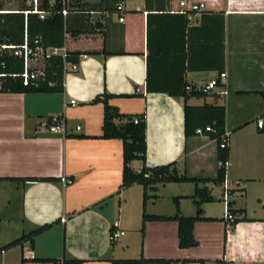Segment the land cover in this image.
<instances>
[{
  "label": "crops",
  "instance_id": "1",
  "mask_svg": "<svg viewBox=\"0 0 264 264\" xmlns=\"http://www.w3.org/2000/svg\"><path fill=\"white\" fill-rule=\"evenodd\" d=\"M180 1L122 0L119 23L113 0H71L70 13L62 15L69 26L100 27L103 36L66 38V52L85 58L76 70L66 66L63 93H0V250L50 226L2 251L0 264H264V0H185L205 5L191 21ZM103 45L107 55H87ZM221 73L227 77L219 87L186 102L225 108L230 136L219 184L217 141L186 137L184 98L169 94L187 86L198 92ZM104 94L120 114H144L146 167L176 163L179 176L209 182L158 184L146 191V202L141 185L121 189L122 142L101 138L104 106L93 102ZM54 118L63 121L64 133L49 131ZM142 165L134 161L131 168L139 172ZM211 183L220 190L213 192ZM181 185L192 188H176ZM196 188L211 201L195 196ZM175 198L183 217L195 216L197 201L208 219L193 226L194 248H179L174 221H149L142 231L144 213L174 216ZM113 232L123 235L111 242Z\"/></svg>",
  "mask_w": 264,
  "mask_h": 264
},
{
  "label": "trees",
  "instance_id": "2",
  "mask_svg": "<svg viewBox=\"0 0 264 264\" xmlns=\"http://www.w3.org/2000/svg\"><path fill=\"white\" fill-rule=\"evenodd\" d=\"M0 10L3 8L2 0H0ZM20 1V8L15 13L0 14V43L19 45L23 42L24 31H26L28 40L40 39L45 47H62L66 41L70 42V38L76 39L80 36L87 35H102L103 33L97 27L96 30H88L82 28H72L69 26L68 19L62 16V10L64 5L61 0H37L36 9L39 12L47 13L46 18L39 19L36 14L28 13L26 16L23 12L32 11V6H26L25 0ZM122 0H113V3L120 2ZM69 0L66 5L67 11L70 13ZM98 29V30H97ZM67 42V44H68ZM71 48V46L69 47ZM87 55L97 56L105 54V45H103L100 51L86 52ZM81 55L79 51H68V57L66 59L69 63H78V57ZM6 66L1 69L0 73L5 76L0 77V93H63V76H64V64L61 58H53L45 67L44 77L37 79L34 82L23 84L22 78L19 76L13 77L12 75H18L22 72V62L18 59L5 57ZM1 61V60H0ZM147 60V72L149 69ZM203 92H186L183 87L181 91L171 92L169 95L183 96L185 101L184 106V132L185 136H195L197 129L205 130L206 127L211 128V132H204L211 139L216 140L218 143V160L220 167L218 169L217 178L215 182L222 184L225 177V164L228 159V143H222V137L225 133V108L222 106H213L205 104L199 107L188 106L186 104L190 97H200L205 95ZM264 95V93H263ZM109 95L104 94L102 97L96 98L93 102H101L104 106L103 113V126L102 137L103 139H117L122 142V183L121 189H126L134 184L141 185L144 189V202L148 198L146 191L148 189L153 190L158 184L166 183H207L209 180L191 179L185 176H179L176 170V163H171L162 167L148 168L145 165L146 161V124L144 114L140 116H130L120 114L119 111L108 104ZM137 118V123H134V119ZM264 118V115H263ZM116 120H124L125 122L116 124ZM264 133V127L261 130ZM134 161L142 162V168L139 172H135L131 168V163ZM195 196L203 199V201H211L210 195L206 189L195 190ZM176 213L174 216H153L143 214L142 217V231L146 222L156 221H174L178 225V246L181 249H190L197 246V241L193 235V226L197 221L208 220L202 218V211L200 205L195 201L196 213L193 217H183L178 208V198L174 199ZM229 206V204H227ZM228 211L231 213L229 207ZM50 226L41 227L27 235L21 236L19 239L13 241L9 245L3 247L0 250L5 251L12 247L20 246L23 242L29 240L33 241L34 237L39 233L45 231ZM35 262H51L53 264H80L79 260H32ZM164 263L169 262L162 261H149V260H117L113 261V264H147V263ZM184 264V262H182Z\"/></svg>",
  "mask_w": 264,
  "mask_h": 264
},
{
  "label": "built area",
  "instance_id": "3",
  "mask_svg": "<svg viewBox=\"0 0 264 264\" xmlns=\"http://www.w3.org/2000/svg\"><path fill=\"white\" fill-rule=\"evenodd\" d=\"M5 0H2V3ZM64 9L62 10V15L66 16L68 11L66 8V5L68 4L69 0H61ZM1 2V1H0ZM28 4H32L34 6L32 11H25L23 12L26 16L28 13L36 14L39 16V19L43 20L46 18L47 13L39 12L36 9L37 0H26ZM179 8L181 12L185 13L187 16V19L191 21L195 14L200 13L202 10L205 9V5L203 3H190L185 0L179 2ZM124 6L122 4H117L115 7V13L118 16V22L123 23L124 18L121 16L123 13ZM15 11L12 10H6L2 9L0 10V14L5 13H12ZM17 12V11H16ZM10 57L14 59H18L22 62V72L18 75H12L13 77L19 76L22 78L23 84L27 85L28 83L34 82L39 78L44 77L45 74V67L46 64L52 60L53 58H61L64 64V70H66V66H69L70 70H76L77 64L75 63H69L66 61L68 57V53L66 52L64 47H45L40 39H34L32 41L28 40L27 33L24 32L23 35V42L19 45H13V44H6V43H0V68L3 69L6 66L5 60L3 58ZM85 58V55L79 56V58ZM5 76V74L0 73V77ZM227 75L226 73H221L219 76H214L209 80V82L199 89V92L203 93H209L213 90H215L217 87H219L218 80L226 79ZM194 91L192 87L187 86L186 92ZM221 94L226 95V90H223ZM138 119H134V123H137ZM49 131L51 133L60 134L64 133V126L63 121L59 118H54L53 124L50 126ZM204 132H211L210 127H206L205 130L203 129H197L195 131V134L198 136H201L204 134ZM230 136L229 132H225L222 137V143L226 144L228 143V138ZM226 166V164H225ZM61 182L64 185L71 184V180L67 178H62ZM229 189L226 185H224V200L228 197ZM226 202V201H225ZM225 217L226 220L229 222H233V215L228 211V206L226 204L225 209ZM123 235V232H113L110 236L111 242L115 241L119 236Z\"/></svg>",
  "mask_w": 264,
  "mask_h": 264
},
{
  "label": "rangeland",
  "instance_id": "4",
  "mask_svg": "<svg viewBox=\"0 0 264 264\" xmlns=\"http://www.w3.org/2000/svg\"><path fill=\"white\" fill-rule=\"evenodd\" d=\"M4 8L8 9V10H12V9H18L20 8V4L19 2H10L9 0L4 2ZM200 103V102H198ZM209 187L212 189L213 192H217L218 190H220V186L214 185V184H209ZM169 188V187H168ZM176 188H192V185H181L180 187H176Z\"/></svg>",
  "mask_w": 264,
  "mask_h": 264
}]
</instances>
